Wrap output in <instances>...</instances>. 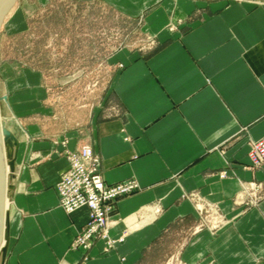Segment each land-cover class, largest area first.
Masks as SVG:
<instances>
[{
    "label": "crops",
    "instance_id": "0c3cea01",
    "mask_svg": "<svg viewBox=\"0 0 264 264\" xmlns=\"http://www.w3.org/2000/svg\"><path fill=\"white\" fill-rule=\"evenodd\" d=\"M97 1L138 20L155 42L146 52L121 49L111 57L122 68L100 104L111 106L108 117L99 107L48 132L21 126L45 114L43 75L7 82L17 152L4 264H163L172 255L186 264H264V198L244 212L233 202L242 182L264 188V165L246 167L248 141H264V3L229 0L202 11L193 0ZM84 145L100 160L105 183L132 179L139 186L112 211L109 235L123 241L107 253L95 241L85 258L69 246L87 210L66 214L55 190L67 166L59 153ZM189 191L232 221L216 234H186L196 221L180 198ZM156 202L161 213L148 218Z\"/></svg>",
    "mask_w": 264,
    "mask_h": 264
},
{
    "label": "rangeland",
    "instance_id": "374dc122",
    "mask_svg": "<svg viewBox=\"0 0 264 264\" xmlns=\"http://www.w3.org/2000/svg\"><path fill=\"white\" fill-rule=\"evenodd\" d=\"M175 1L172 0L173 3ZM193 1H200V10L209 11L208 5H219L222 1L229 0ZM251 1L264 3V0ZM10 3L8 14L0 26V120L4 128L13 136L17 128L12 119L8 118L6 98L10 88L7 82L10 87H14L17 78L25 75L28 80L29 75L34 72L43 75V105L46 111L43 115L25 117L21 126L37 125L48 132L56 126L63 128L73 121H84L89 111H96L99 107H102V115H111L113 111L110 105H100L111 76L122 68L121 65H112L111 57L121 49L146 52L148 47L153 46L155 38L141 30L138 20L120 16L112 5L104 1L14 0ZM156 9H160L158 4L147 9L146 13ZM168 29L175 31L176 26L168 25ZM64 152L59 154L65 158ZM246 167L253 170L248 163ZM217 174L220 178L224 177L223 172ZM4 177L3 202L5 198L10 200L6 194L9 184L7 174L4 173ZM242 183L248 190L242 192L239 186L233 202L244 212L259 205L264 198V188L253 186L258 183L262 185L258 181ZM250 186L254 189L249 188ZM180 198L191 205L196 216L194 226L187 228L186 234L200 230L216 234L232 221L222 214L217 203L205 199L198 191L185 192ZM10 205L4 210L8 213V218ZM153 207H158L155 214L159 215L161 212L158 203H153L151 208ZM215 220L219 225L216 228L211 227ZM171 257L176 256H168L163 264Z\"/></svg>",
    "mask_w": 264,
    "mask_h": 264
},
{
    "label": "built area",
    "instance_id": "2783aa9c",
    "mask_svg": "<svg viewBox=\"0 0 264 264\" xmlns=\"http://www.w3.org/2000/svg\"><path fill=\"white\" fill-rule=\"evenodd\" d=\"M65 144V142H63ZM248 166L259 170L264 165V141H248ZM67 167L61 173L56 184L58 207L66 214L85 208L88 213L87 222L78 231L70 244L71 250L81 249L87 253L95 241L103 242L105 253L114 249L123 241V236L113 239L109 235L116 220L111 217L115 202L136 192L139 187L133 180L107 184L99 171V159L89 146H82L75 152L65 150ZM242 184V192L248 187ZM244 185V186H243ZM252 185V184H251ZM262 186L259 183L253 186ZM253 186L249 188L254 189ZM154 208V207H153ZM156 213L158 207L155 208ZM215 220L211 227H218ZM165 264H185L177 257H171Z\"/></svg>",
    "mask_w": 264,
    "mask_h": 264
},
{
    "label": "water",
    "instance_id": "95a60500",
    "mask_svg": "<svg viewBox=\"0 0 264 264\" xmlns=\"http://www.w3.org/2000/svg\"><path fill=\"white\" fill-rule=\"evenodd\" d=\"M5 149V156L2 155V148ZM17 152V141L15 137L2 127L0 123V242L3 239V245L0 248V264H4L9 243V218L8 213L3 209V189H4V171L3 164L7 166L8 185L6 194L11 198L14 186L15 158ZM6 162V163H5Z\"/></svg>",
    "mask_w": 264,
    "mask_h": 264
},
{
    "label": "bare ground",
    "instance_id": "6f19581e",
    "mask_svg": "<svg viewBox=\"0 0 264 264\" xmlns=\"http://www.w3.org/2000/svg\"><path fill=\"white\" fill-rule=\"evenodd\" d=\"M7 1H9V4H6ZM13 1H14V0H12V1H11V0H0V26H1V24H2V21L4 20V18H5V17L7 16V14H8V11H9L10 6H11V3H10V2H13ZM3 4H5V5H3ZM0 123H1L2 127H4V126H3L4 124H3V122H1V120H0ZM2 149H3V150H2V155L5 156V149H4V147H3ZM5 163H6V162H5ZM6 170H7V166L3 164V171H4L5 175L7 174V171H6ZM5 178H6V177H4V179H5ZM240 188H241L240 191H242V184L240 185ZM4 193H5V192H4ZM240 193H241V192H240ZM4 198H5V197H4ZM3 203H4V204H3V209L6 208V209H4V210H7L8 207H9V205L11 204L10 200H7V199L5 198ZM155 210H156V209H154V208H151V209H150V212H149L148 218L154 214ZM2 245H3V239H1V242H0V248L2 247Z\"/></svg>",
    "mask_w": 264,
    "mask_h": 264
}]
</instances>
